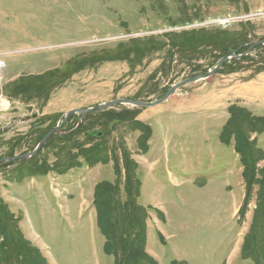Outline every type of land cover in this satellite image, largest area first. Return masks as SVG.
Wrapping results in <instances>:
<instances>
[{
	"label": "rangeland",
	"instance_id": "obj_1",
	"mask_svg": "<svg viewBox=\"0 0 264 264\" xmlns=\"http://www.w3.org/2000/svg\"><path fill=\"white\" fill-rule=\"evenodd\" d=\"M247 1L249 5L241 0L239 6L203 1L202 19L180 24L174 0H0V159L32 151L45 131L78 104L90 108L115 99L154 102L173 85L212 69L229 52H222L225 40L245 39L246 46L230 49L245 52L248 43L264 39V0ZM241 14L247 19L225 27L197 25ZM204 35L206 45L187 43ZM262 60L264 45H259L225 62L210 77L179 88L159 105H117L86 114L81 125L72 114L58 134L66 135L72 126L74 131L103 124L110 110L126 116L138 110L143 121L138 115L135 120L152 127L147 152L140 141L144 127L137 130L130 124H119L108 135L95 125L90 132L103 130V140L88 142L81 131L71 139L77 147L72 154L96 148L104 157L114 149L121 154L119 146L125 147L138 166L139 204L166 219L162 237L156 232L149 244L161 264H252L241 258L240 249L256 198L239 220L245 193L242 167L232 145L219 140L228 108L242 106L232 103L224 113H211L204 104L208 102L201 100L228 84L260 79L257 83L264 88ZM256 138L264 150V135ZM61 145L51 142L38 161H55ZM64 154L60 156L66 159ZM78 161L81 165L64 175L29 176L26 169L17 172V166L0 173V198L48 264H114L103 252L92 189L95 181H115L112 163L91 168ZM15 163L0 164V171ZM39 181L44 187L36 188Z\"/></svg>",
	"mask_w": 264,
	"mask_h": 264
},
{
	"label": "trees",
	"instance_id": "obj_2",
	"mask_svg": "<svg viewBox=\"0 0 264 264\" xmlns=\"http://www.w3.org/2000/svg\"><path fill=\"white\" fill-rule=\"evenodd\" d=\"M174 1L178 4L179 23L191 24L193 21L202 19V2L207 1V5L209 0ZM214 1L226 2L233 6H239L241 2V0ZM202 37L200 40L194 38L191 43H187L190 47L191 45H206L209 40L208 35ZM232 39L234 40L223 42L224 50L222 52L230 51L233 48L237 49L245 43V39L242 38L239 40L237 37ZM247 60L249 58H244L243 61ZM113 111H106L108 114L103 124L94 123L85 129L78 126L74 131H71L72 126L69 127L70 132L66 135L52 136L34 157L18 165L15 169H18L17 172L26 169L29 176H46L49 173L64 175L72 168L81 165V162L78 161L80 158L91 168L98 164L112 163L115 181L112 183L98 182L93 190L96 226L104 237L103 252L113 258L114 264H159L146 251L147 219L149 218L150 207H145L138 202L141 190V181L136 174L138 166L129 158L125 147L119 146L121 154L117 149H114L110 154L106 152L104 157H100L102 151L96 148L72 154L73 151L76 152L77 150L74 140L71 139L72 136L83 132L81 134L90 139L88 142L93 141L94 138L103 140L105 133L107 132L106 135L111 134L119 124L133 125L137 130H143L144 127L146 135L140 141L144 145L145 151H143L149 150L152 130L149 125L135 120L139 114L138 110L128 112L130 116L116 114ZM227 111L229 118L222 127L219 140L226 146L232 145L242 167L241 177L245 193L242 206L238 210L239 220L244 217L245 209L253 195L256 198V208L248 232L243 238L240 256L242 259L250 260L252 264H264V150L259 147L256 138L257 135H264V116H256L246 108L236 105H231ZM95 125L105 128L106 132L99 130L93 134L94 132L90 131ZM50 129L46 130L44 135ZM54 141L62 144L58 155L55 156V161L52 163L46 160L38 161L37 157L41 154L40 152ZM101 142L104 143V141ZM64 151L66 159L60 156V153ZM122 192L125 195L124 200L121 198ZM0 264H48L39 249L32 246L31 242L24 237L18 226V219L1 198ZM172 264L178 263L174 261Z\"/></svg>",
	"mask_w": 264,
	"mask_h": 264
},
{
	"label": "crops",
	"instance_id": "obj_3",
	"mask_svg": "<svg viewBox=\"0 0 264 264\" xmlns=\"http://www.w3.org/2000/svg\"><path fill=\"white\" fill-rule=\"evenodd\" d=\"M245 2L247 5H249L247 0H245ZM259 80L247 82V83L242 82L241 84L236 83L235 85L228 84L226 86H223V88H214L215 91L204 97L203 100H201V102H208L204 104L208 107V109L206 110H209V112L214 111L211 113H217L219 112V110L223 111L224 113L225 110H227L226 109L227 107H225V105L228 106L232 103H237L238 105L246 108L256 116H264V88L262 87V85L257 83ZM86 106H90V105L78 104L76 108L86 107ZM138 117L140 121H143L142 117H140L139 115ZM149 146H151L150 141H149ZM96 183H97L96 181L93 183L92 189H94ZM44 185H45L44 182H41L38 184V186L36 185V188L44 187ZM78 195L80 196V201H78V203L81 205L83 203V196L80 193ZM151 212L149 213V218L147 219L146 251L159 264H161L159 256L149 247V244L150 241L153 240L154 234L156 232L159 233V235L162 237L161 228H162V224L166 222V219L162 212H161L162 213L161 218L155 217L154 214H151ZM177 263L180 264L179 262Z\"/></svg>",
	"mask_w": 264,
	"mask_h": 264
},
{
	"label": "water",
	"instance_id": "obj_4",
	"mask_svg": "<svg viewBox=\"0 0 264 264\" xmlns=\"http://www.w3.org/2000/svg\"><path fill=\"white\" fill-rule=\"evenodd\" d=\"M248 45H250V47L245 52H243L241 54H236L237 50L229 51L227 54H225L223 57L220 58V60L212 67V69L208 70L205 74L198 75V76H192L190 78H187V79L173 85L172 87H170L166 91L164 96H162L157 101L143 102L140 100H133V99H115V100H111L107 103H101V104H98V105L90 107V108H78V109H73V110L68 111L67 113H65L63 115L61 122L58 125H56L55 127H53L52 129H50L44 135V137L40 140V142L36 145V147L32 151L23 153V154L16 156L14 158H8V157L1 158L0 164L10 163V162H16V163H15V165L8 166L6 169L0 171V173L6 172L7 170H10V169H13L15 166H18L22 163H25L29 159L34 157L46 145V143L48 142V140L52 136L58 135L61 133V128L65 125V123L67 122V119L69 118L70 115H72V114L77 115V118H78V124L77 125H79L81 123L82 118L86 114L95 113V112L103 111L106 109H111L117 105H125V106L138 107V108H150V107L159 105L162 102L166 101L170 96H172L179 88H181L187 84L195 83V82H198L200 80H203V79L210 77L212 74L216 73L222 67V65L225 62L229 61L230 59H233V58L240 59V58L246 56L252 48H255L256 46H259V45H264V39L257 40L254 42H250V43H248ZM244 46H246V44L243 45L242 47H244Z\"/></svg>",
	"mask_w": 264,
	"mask_h": 264
},
{
	"label": "built area",
	"instance_id": "obj_5",
	"mask_svg": "<svg viewBox=\"0 0 264 264\" xmlns=\"http://www.w3.org/2000/svg\"><path fill=\"white\" fill-rule=\"evenodd\" d=\"M247 19V16L246 15H243L241 14L240 17H232V16H226V17H223V18H218L216 20H208V21H204V22H200V24H197L198 26L202 27V26H208L210 24H215V25H218V26H222V27H225L227 26L228 24H230L232 21L234 20H239V19Z\"/></svg>",
	"mask_w": 264,
	"mask_h": 264
}]
</instances>
